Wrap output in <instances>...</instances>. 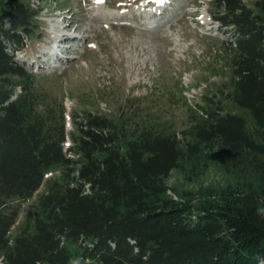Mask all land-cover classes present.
Wrapping results in <instances>:
<instances>
[{
  "label": "trees",
  "instance_id": "trees-1",
  "mask_svg": "<svg viewBox=\"0 0 264 264\" xmlns=\"http://www.w3.org/2000/svg\"><path fill=\"white\" fill-rule=\"evenodd\" d=\"M3 2L0 81L16 77L20 88L0 82V264H67L70 244L94 264H264V0L253 8L213 0V19L232 32L225 95L248 110L251 129L204 95L203 116L194 113L183 129L132 128L87 112L68 133L63 111L59 121L52 109L39 111L33 75L14 59L36 12L20 0ZM66 136L72 146L64 151ZM185 165L192 175L210 167L239 178L251 173L255 186L174 200L165 179ZM47 172L58 175L39 195L31 227L9 244L20 205L4 213L5 201L31 199Z\"/></svg>",
  "mask_w": 264,
  "mask_h": 264
},
{
  "label": "rangeland",
  "instance_id": "rangeland-1",
  "mask_svg": "<svg viewBox=\"0 0 264 264\" xmlns=\"http://www.w3.org/2000/svg\"><path fill=\"white\" fill-rule=\"evenodd\" d=\"M20 1L35 11L36 17L24 48L14 59L33 75L31 82L43 103L39 111L52 109L57 121L63 111L65 125L71 128L64 125L66 131L72 132L73 121L87 112L131 123L132 128L144 124L167 131L186 128L196 114L184 96L186 85L200 87L195 89L196 108L206 104L204 95L216 96L225 113L240 116L247 129L254 126L248 110L236 108L225 95L230 72L224 58L232 32L220 29L213 20V0ZM255 1L244 3L253 8ZM4 8L0 0V12ZM57 36L61 41L55 51L50 46ZM0 82L14 86L19 93L18 78ZM184 168V173L174 170L165 179L174 200L231 185L243 190H248L249 184L255 186L251 173L239 178L210 167L192 175L189 165ZM57 175L47 172L31 199L5 201L4 213L20 205L9 244L22 229L31 227L37 199ZM191 203L193 208L199 204L196 200ZM69 248L67 264H94L82 259L78 244Z\"/></svg>",
  "mask_w": 264,
  "mask_h": 264
},
{
  "label": "built area",
  "instance_id": "built-area-1",
  "mask_svg": "<svg viewBox=\"0 0 264 264\" xmlns=\"http://www.w3.org/2000/svg\"><path fill=\"white\" fill-rule=\"evenodd\" d=\"M196 90H193V89H188L186 91V96H188V101L191 103L193 99L196 98ZM85 192L88 193V190H85Z\"/></svg>",
  "mask_w": 264,
  "mask_h": 264
},
{
  "label": "bare ground",
  "instance_id": "bare-ground-1",
  "mask_svg": "<svg viewBox=\"0 0 264 264\" xmlns=\"http://www.w3.org/2000/svg\"><path fill=\"white\" fill-rule=\"evenodd\" d=\"M153 15H155V14H153ZM69 23V22H68ZM63 30H66L65 28L63 29ZM56 42V41H55Z\"/></svg>",
  "mask_w": 264,
  "mask_h": 264
}]
</instances>
